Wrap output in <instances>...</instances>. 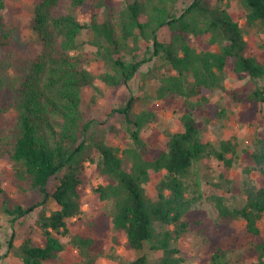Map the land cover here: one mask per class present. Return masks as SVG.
<instances>
[{
    "label": "trees",
    "instance_id": "trees-1",
    "mask_svg": "<svg viewBox=\"0 0 264 264\" xmlns=\"http://www.w3.org/2000/svg\"><path fill=\"white\" fill-rule=\"evenodd\" d=\"M9 1L0 0V118L14 113L15 122L0 129V162L11 165L15 185L51 196L57 205L49 215L41 214L38 241L28 239L16 247L12 235L7 242L22 264H54L65 253L61 237L69 232L70 219L81 213L86 163H96L105 180L94 190L105 212L85 220L86 234L69 238L67 244L83 264L104 257L101 241L109 231L125 234L127 250L153 252L158 264H181L188 258L178 248L188 227L184 218L199 201L211 203L224 220L243 223L239 234L256 255L250 264H264V143L259 140L249 155L252 168L240 165L248 173L257 172L262 184L246 188L242 205L229 208L225 194H219L224 186L203 184L201 162L210 157L230 171L240 157L230 142L218 149L204 143L193 113L200 108L207 121L227 115L210 101L215 90L224 88L227 69L251 80L264 78V60L249 50L246 38L255 26L264 28V0H239L245 8L242 23L228 14L229 1L220 5L223 0H192L181 11L180 0H133L104 17L96 0H67L70 11L89 15L85 22L60 6L61 0H39L30 20L38 51L27 55L12 49L13 31L4 20ZM85 31L92 34L100 73L81 55ZM153 60L169 68L159 78L156 99H184L181 129L166 132L155 148L147 146L140 132L156 117L150 111L137 112L138 98L131 96L118 112L132 145L120 149L106 144L92 131L101 123L83 108L85 89L97 94L98 83L118 89ZM249 99L263 102V92L257 88ZM160 173L163 178L151 197L146 186ZM53 179L59 182L50 194L47 187ZM37 205L24 208L0 182V216L10 217L11 223ZM210 263L227 264L222 249L211 255ZM128 264L150 262L143 253Z\"/></svg>",
    "mask_w": 264,
    "mask_h": 264
},
{
    "label": "rangeland",
    "instance_id": "rangeland-1",
    "mask_svg": "<svg viewBox=\"0 0 264 264\" xmlns=\"http://www.w3.org/2000/svg\"><path fill=\"white\" fill-rule=\"evenodd\" d=\"M39 0H10L4 12V20L7 27L13 31L12 49L22 55L32 54L38 51L34 40V34L30 28V20L36 3ZM133 0H96L100 5L99 15L104 17L109 11L116 14L125 8L128 2ZM192 0H180L177 10L181 11ZM230 2L228 14L231 17L243 22L245 8L239 0H223L221 6ZM60 6L70 11V3L61 0ZM78 20L85 22L90 19L89 15L81 14L78 9L70 11ZM249 50L259 59L264 60V28L255 26L249 31L247 37ZM82 44V57L89 63V68L100 73L103 67L94 62L95 49L91 46L92 34L83 32L80 36ZM168 66L161 61L153 60L151 63L141 67L136 76L126 85L118 89H112L98 83L101 88L97 94L85 89L83 96V108L91 118L101 124L93 127L98 138L106 144H113L120 149L132 145L128 135V128L122 123V114L118 111L124 106L129 97L138 98L137 112H153L155 120L146 125L140 132L141 139L151 148H155L168 131L181 129L179 116L186 112L184 99L177 95H171L166 99H156V88L159 85L161 74L168 71ZM263 92L264 78L251 80L248 76H238L230 69L226 71L224 88L215 90L210 95V101L223 108L227 115L207 121L202 115V110L195 107L193 113L201 127L202 141L211 143L218 149L222 142H230L234 145L239 163L235 164L230 171H226L222 164L213 158L205 157L201 162L200 178L203 184L206 182L220 183L224 189L219 192L224 195L225 203L229 208H236L242 205L245 190L248 187L257 188L262 184V177L255 171L243 170L241 164L252 168L253 161L249 156L256 148L259 140L264 143V101H251L249 99L256 89ZM95 96V102L90 103L89 98ZM115 110V111H113ZM113 111V112H112ZM15 122V114L0 118V129H9ZM86 184V192L82 200L81 213L71 218L68 222V234L61 237L66 244L65 253L57 259L54 264H83L78 258L77 251L67 243L75 233L88 231L87 218H98L105 212V204L99 202L94 190L105 180L101 177L97 164L86 163L83 173ZM163 178V173L153 177L146 186L149 196L156 195V186ZM0 182L10 196L24 208L37 205L27 215L20 217L15 223H11L8 216H0V264H22L15 249H9L7 242L13 237V245L18 247L28 239L37 240L40 233L41 214L49 215L57 209V205L51 196L34 194L21 185L17 186L12 181V167L9 164L0 162ZM58 180H52L47 187L51 194ZM205 188V187H204ZM228 193H225L227 192ZM184 220L188 227L179 242L178 248L181 255L186 254L187 260L181 264H211V255L218 249L225 254L227 264H250L256 259L252 246L239 234L243 223L228 222L218 215V212L211 203L199 201L186 215ZM126 237L123 232L109 231L101 241L104 248V257L96 264H128L143 253L147 254L150 264H158L153 252L130 251L125 247Z\"/></svg>",
    "mask_w": 264,
    "mask_h": 264
}]
</instances>
